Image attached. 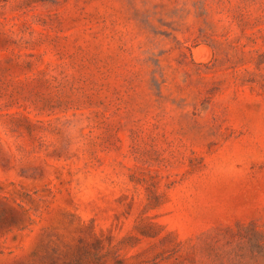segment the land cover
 Returning a JSON list of instances; mask_svg holds the SVG:
<instances>
[{"label":"rangeland","instance_id":"rangeland-1","mask_svg":"<svg viewBox=\"0 0 264 264\" xmlns=\"http://www.w3.org/2000/svg\"><path fill=\"white\" fill-rule=\"evenodd\" d=\"M0 264H264V0H0Z\"/></svg>","mask_w":264,"mask_h":264}]
</instances>
